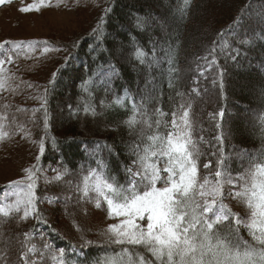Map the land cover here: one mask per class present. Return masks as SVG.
<instances>
[{
	"label": "trees",
	"instance_id": "trees-1",
	"mask_svg": "<svg viewBox=\"0 0 264 264\" xmlns=\"http://www.w3.org/2000/svg\"><path fill=\"white\" fill-rule=\"evenodd\" d=\"M61 1L83 9L88 24L68 40L33 41L59 51L60 59L41 104L16 115L44 120L34 132L41 150L31 166L58 177H39L35 216L0 212V264H24L38 250L62 254L71 264H105L119 253L132 264H193L174 248L168 257L153 241L65 235L53 221L64 227L60 217L70 211L65 219L80 226L85 206L105 211L109 200L147 183L156 187L167 180L158 164L175 178L180 165L197 169L209 162L239 174L254 198L250 187L264 181V0ZM164 6L169 14L161 19ZM19 51L11 58L24 48ZM238 79L243 85L233 84ZM209 82L213 91L203 98ZM240 109L259 120L241 123ZM180 186L172 187L171 214L181 240L210 250L196 254L195 264H264V210L248 223L233 214L205 221L194 191L182 193ZM64 194L72 196L68 204ZM221 240L235 249L231 257L218 252ZM52 253L37 264H50Z\"/></svg>",
	"mask_w": 264,
	"mask_h": 264
},
{
	"label": "rangeland",
	"instance_id": "rangeland-1",
	"mask_svg": "<svg viewBox=\"0 0 264 264\" xmlns=\"http://www.w3.org/2000/svg\"><path fill=\"white\" fill-rule=\"evenodd\" d=\"M162 9L159 12L166 15L161 14V19L168 17L167 14H169L165 6ZM83 16V9L61 0H0L1 213L21 209L31 217L35 216L38 207L35 188L38 186L39 177H58L57 174L51 172L52 169L42 170L40 167L43 172L39 173L37 170L33 171L31 166L39 157L41 150L40 138H37L34 132L43 128L44 120L38 119L33 114L23 121L16 115L18 111H22L27 106L37 108L41 104L45 86L51 80L60 59L59 51L56 52L47 46L41 47L39 43H33V41L37 39L68 40L78 35L88 24L83 22ZM167 25L160 23L164 30ZM36 45L41 47L38 51L33 50ZM21 48H24L22 56L11 58V56L18 55ZM11 51L14 53H9ZM242 82L238 79L234 80L233 84L243 85L239 84ZM18 83L20 84L17 86ZM205 87L208 91L205 89L204 93L203 89L200 91L203 98L204 95L208 96L212 93V82L206 84ZM150 88L151 85L145 90V94H150ZM190 92L193 95L192 90ZM9 99H14L15 102L8 103ZM60 102L62 104L67 101L60 99ZM240 111L238 118L241 123L249 121L254 124L256 120H259L256 118L257 113L252 112L248 116L244 110L240 109ZM172 146L179 151V154L182 152V147L177 141ZM209 166V162L197 169L193 165H180L177 176L173 178L164 164H158V169L161 170L159 176L167 180H162L156 187H150L147 183L137 192L109 200L104 207L105 211L92 205L85 206V211L82 210L80 214L83 219L82 224L79 222L80 226L74 225L69 219L67 222L65 216L69 218L70 211L60 217V222L64 224V227L53 222L65 235L72 234V232L81 234L84 231L88 237L102 241L105 240L104 238H111L116 242L122 240L153 241L168 257L172 255L170 248H174L180 252L182 256L180 259L187 257L195 264L193 258L196 254L201 253L202 250L209 253L210 250L206 246L201 245L197 248L198 245H190L189 241L183 243L181 240L176 221L171 214L175 191L172 187L181 185L178 189L185 194L194 191L195 200L200 202L199 209L203 210L202 218L205 221L216 218L224 219L233 214L236 218H241V220L243 218L244 222L248 223L247 220L252 221L253 214L257 215L264 210V181H257L250 187L249 194L255 195L252 198L246 195L242 186L245 183H242L243 178L239 174H233L227 170L221 171L220 168H209ZM138 182L140 184V181ZM63 196L66 199L70 198L66 204L72 200L71 195L64 194ZM62 202H55L54 206H63ZM248 207H251L253 211ZM68 208L75 209V203H71ZM247 209L248 214L245 212ZM194 219H199L198 214ZM253 219L255 221V217ZM87 228L94 233H88ZM77 239L81 238L77 237ZM215 246L218 247L219 253L228 257H231V251H235L222 240ZM211 252L217 253L213 248ZM51 253L38 250L37 253H31L36 255V258L32 257L24 261V264H37L38 260L42 257L45 259V256H50ZM109 257L113 259L110 258L105 264H132L130 258L124 253ZM261 257L259 256L258 259L261 260ZM124 258H128L130 263L123 261ZM49 261L50 264H71L66 256L56 253H52ZM137 264L143 263L139 261Z\"/></svg>",
	"mask_w": 264,
	"mask_h": 264
}]
</instances>
